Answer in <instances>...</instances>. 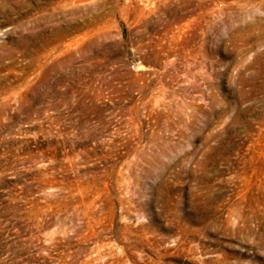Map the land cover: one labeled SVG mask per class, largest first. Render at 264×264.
Segmentation results:
<instances>
[{
    "label": "rangeland",
    "instance_id": "374dc122",
    "mask_svg": "<svg viewBox=\"0 0 264 264\" xmlns=\"http://www.w3.org/2000/svg\"><path fill=\"white\" fill-rule=\"evenodd\" d=\"M0 264H264V0H0Z\"/></svg>",
    "mask_w": 264,
    "mask_h": 264
}]
</instances>
